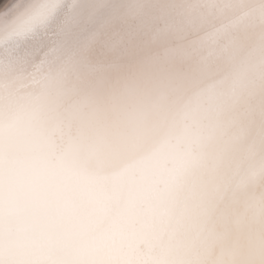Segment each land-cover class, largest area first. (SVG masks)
Returning a JSON list of instances; mask_svg holds the SVG:
<instances>
[{"label":"bare ground","instance_id":"obj_1","mask_svg":"<svg viewBox=\"0 0 264 264\" xmlns=\"http://www.w3.org/2000/svg\"><path fill=\"white\" fill-rule=\"evenodd\" d=\"M39 5L0 44V264H264V0H19L0 34Z\"/></svg>","mask_w":264,"mask_h":264},{"label":"water","instance_id":"obj_2","mask_svg":"<svg viewBox=\"0 0 264 264\" xmlns=\"http://www.w3.org/2000/svg\"><path fill=\"white\" fill-rule=\"evenodd\" d=\"M39 7L40 5L26 18L22 19L18 23H15L12 28L7 29L4 33L0 34V44L9 42L11 40L17 41L23 39L26 34L31 33L37 26L42 25L47 21L48 14L55 6H53L50 10L47 8L43 12L40 19L37 20L36 11L39 9Z\"/></svg>","mask_w":264,"mask_h":264},{"label":"rangeland","instance_id":"obj_3","mask_svg":"<svg viewBox=\"0 0 264 264\" xmlns=\"http://www.w3.org/2000/svg\"><path fill=\"white\" fill-rule=\"evenodd\" d=\"M19 0H0V11H4L5 8L11 10V7L15 5Z\"/></svg>","mask_w":264,"mask_h":264}]
</instances>
